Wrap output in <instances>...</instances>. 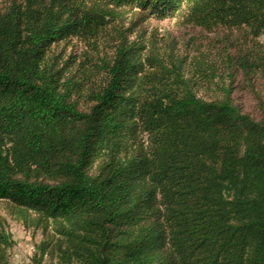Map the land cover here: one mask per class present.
Instances as JSON below:
<instances>
[{"label":"trees","instance_id":"obj_1","mask_svg":"<svg viewBox=\"0 0 264 264\" xmlns=\"http://www.w3.org/2000/svg\"><path fill=\"white\" fill-rule=\"evenodd\" d=\"M153 21L241 42L191 58ZM263 75L264 0H0V215L41 234L28 264H264V119L235 97Z\"/></svg>","mask_w":264,"mask_h":264},{"label":"rangeland","instance_id":"obj_2","mask_svg":"<svg viewBox=\"0 0 264 264\" xmlns=\"http://www.w3.org/2000/svg\"><path fill=\"white\" fill-rule=\"evenodd\" d=\"M148 35L154 36L163 47H174L181 55L194 58L199 53L210 56L229 47H239L241 42L237 33L213 32L205 33L197 29L182 28L174 22H151ZM263 41V40H261ZM232 51V50H230ZM235 97L242 105L245 113L257 120L264 119V75L258 79H237ZM2 225L10 239L8 261L10 264H28L35 246L41 240L39 232L26 231L24 228L0 215Z\"/></svg>","mask_w":264,"mask_h":264}]
</instances>
